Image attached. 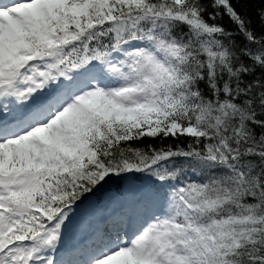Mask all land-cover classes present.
Masks as SVG:
<instances>
[{"label": "snow or ice", "instance_id": "obj_1", "mask_svg": "<svg viewBox=\"0 0 264 264\" xmlns=\"http://www.w3.org/2000/svg\"><path fill=\"white\" fill-rule=\"evenodd\" d=\"M0 264H264V0H0Z\"/></svg>", "mask_w": 264, "mask_h": 264}]
</instances>
